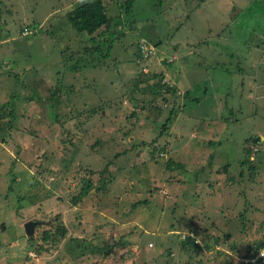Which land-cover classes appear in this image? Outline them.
Wrapping results in <instances>:
<instances>
[{
  "label": "rangeland",
  "instance_id": "rangeland-1",
  "mask_svg": "<svg viewBox=\"0 0 264 264\" xmlns=\"http://www.w3.org/2000/svg\"><path fill=\"white\" fill-rule=\"evenodd\" d=\"M95 1L112 28L78 34ZM126 1L0 0V264H250L264 238V0ZM28 221L67 235L31 249Z\"/></svg>",
  "mask_w": 264,
  "mask_h": 264
},
{
  "label": "trees",
  "instance_id": "trees-1",
  "mask_svg": "<svg viewBox=\"0 0 264 264\" xmlns=\"http://www.w3.org/2000/svg\"><path fill=\"white\" fill-rule=\"evenodd\" d=\"M130 3H131V0L126 1V3H125L126 14H130V12H129V10L131 8ZM120 7H121V5H120ZM118 18H120V17H118ZM66 19H67L68 23L71 25V27L74 29V31L77 32L78 34L85 33L86 35L91 36L94 33H96L99 29H101L102 27L109 28V29L112 28L111 21H110L108 15H107V12H106V8L102 4L101 1H95L92 3H79V4H77L71 11H69L66 14ZM195 101H197V100H195ZM6 108H7V106L0 107V112L5 110ZM10 110H12V109H10ZM9 116H11L12 118L15 117L12 113H10ZM1 117H2V115L0 114V118ZM8 124L9 125H6V126H7V128H10V122ZM8 134H9V132H8ZM250 144H254V143L249 139V140H247V146L250 147L249 146ZM249 157H250V154L248 155L247 158H249ZM171 164L172 163L169 162L168 165L170 166ZM225 166H228V165H225ZM225 168L226 167H224V169ZM256 169L257 168H255V167L250 168V170H252V172H251L252 179H254V176L256 175V172H255ZM240 174L242 175V173H240ZM90 186H91L90 182L87 181V183H85L83 185V187L81 188V191H80L81 197H75V198H73L72 201L74 203L79 202V200L81 198L88 196V194L91 191ZM212 226H213L214 230L217 228L214 223L212 224ZM66 235H67V232H66V229L63 225H61V224L55 225V229L43 231L40 235H38V240H36L39 243L38 247H36V245H35L36 243L28 240L29 248L34 249V250H39V249L41 250V249H44L45 246H49L50 249H53L54 247H57V245L62 240L65 239ZM195 238L196 237H194V235L187 236L186 240L183 242L182 245H184L185 247H190L193 249L194 244H195L194 243ZM213 239H214L213 242L216 244H220L223 241L228 243L230 236L226 235V236H223L222 238L215 237ZM205 248L208 249L209 248L208 245H206ZM229 248H231L232 251L235 250V246H230ZM249 249H253L254 250L253 257L256 256L257 254H255V253L264 249V238L261 237L258 240L254 241L251 244V246L249 247ZM103 251L101 253L106 255L107 252L106 251L103 252ZM245 258L247 259V257H245ZM257 262H258V264H264V258H259L257 260Z\"/></svg>",
  "mask_w": 264,
  "mask_h": 264
},
{
  "label": "water",
  "instance_id": "water-1",
  "mask_svg": "<svg viewBox=\"0 0 264 264\" xmlns=\"http://www.w3.org/2000/svg\"><path fill=\"white\" fill-rule=\"evenodd\" d=\"M44 223L43 222H37V221H28L23 225L24 229V234L26 238L33 242L34 241V231L38 227L42 226Z\"/></svg>",
  "mask_w": 264,
  "mask_h": 264
},
{
  "label": "built area",
  "instance_id": "built-area-1",
  "mask_svg": "<svg viewBox=\"0 0 264 264\" xmlns=\"http://www.w3.org/2000/svg\"><path fill=\"white\" fill-rule=\"evenodd\" d=\"M259 258H264V249L260 250L259 254L255 258L250 259L247 262L250 263V264H258L257 260Z\"/></svg>",
  "mask_w": 264,
  "mask_h": 264
},
{
  "label": "clouds",
  "instance_id": "clouds-1",
  "mask_svg": "<svg viewBox=\"0 0 264 264\" xmlns=\"http://www.w3.org/2000/svg\"><path fill=\"white\" fill-rule=\"evenodd\" d=\"M257 255H258V254H257ZM257 255H256V256H257ZM256 256H254V257L252 256V257H250V259H253V258H255ZM250 259L247 258V260H250Z\"/></svg>",
  "mask_w": 264,
  "mask_h": 264
}]
</instances>
